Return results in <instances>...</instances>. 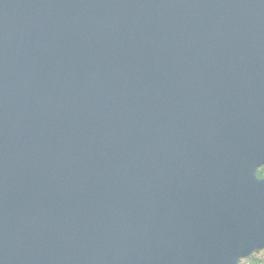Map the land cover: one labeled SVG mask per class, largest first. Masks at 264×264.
I'll use <instances>...</instances> for the list:
<instances>
[{
	"label": "water",
	"instance_id": "95a60500",
	"mask_svg": "<svg viewBox=\"0 0 264 264\" xmlns=\"http://www.w3.org/2000/svg\"><path fill=\"white\" fill-rule=\"evenodd\" d=\"M262 167L264 0H0V264H240Z\"/></svg>",
	"mask_w": 264,
	"mask_h": 264
},
{
	"label": "trees",
	"instance_id": "16d2710c",
	"mask_svg": "<svg viewBox=\"0 0 264 264\" xmlns=\"http://www.w3.org/2000/svg\"><path fill=\"white\" fill-rule=\"evenodd\" d=\"M257 174H258L259 177H263V175H264V168H263V167L260 168V169L258 170ZM257 253H260V252H257ZM257 253H256V254H257ZM246 260L251 261L252 264H261L260 260L257 259V258L255 257V255L251 256L250 258H248V259H246ZM240 264H246V261H245V260H241V261H240Z\"/></svg>",
	"mask_w": 264,
	"mask_h": 264
},
{
	"label": "built area",
	"instance_id": "2783aa9c",
	"mask_svg": "<svg viewBox=\"0 0 264 264\" xmlns=\"http://www.w3.org/2000/svg\"><path fill=\"white\" fill-rule=\"evenodd\" d=\"M261 252H262V251H261ZM255 255H257V254H255ZM256 258L260 260L261 264L264 263V262H263V260H264L263 257H256ZM245 261H246V264H252L251 261H249V260H246V259H245Z\"/></svg>",
	"mask_w": 264,
	"mask_h": 264
},
{
	"label": "rangeland",
	"instance_id": "374dc122",
	"mask_svg": "<svg viewBox=\"0 0 264 264\" xmlns=\"http://www.w3.org/2000/svg\"><path fill=\"white\" fill-rule=\"evenodd\" d=\"M256 254V253H255ZM254 254V255H255ZM255 257H263V259H264V251H262V252H260V253H257V255H255ZM263 262H264V260H263ZM264 264V263H263Z\"/></svg>",
	"mask_w": 264,
	"mask_h": 264
}]
</instances>
